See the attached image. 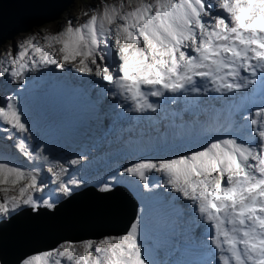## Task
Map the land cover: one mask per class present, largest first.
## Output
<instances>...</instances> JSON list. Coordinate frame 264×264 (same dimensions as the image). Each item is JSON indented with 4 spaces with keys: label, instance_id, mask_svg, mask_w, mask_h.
Returning a JSON list of instances; mask_svg holds the SVG:
<instances>
[{
    "label": "snow or ice",
    "instance_id": "1",
    "mask_svg": "<svg viewBox=\"0 0 264 264\" xmlns=\"http://www.w3.org/2000/svg\"><path fill=\"white\" fill-rule=\"evenodd\" d=\"M80 16L0 56V223L24 207L55 210L90 183L142 206L122 234L64 241L17 264H264V0H100ZM50 67L106 83L103 99L88 95L94 113L111 98L119 114L151 119L183 101L172 116L177 137L187 127L205 142L78 176L73 166L88 157L51 159L30 120L31 100L70 108L87 91L51 81L30 89V74ZM13 150L34 167L16 164ZM36 162L47 164L55 195L45 194ZM162 188L161 228L151 209ZM0 264L9 262L0 256Z\"/></svg>",
    "mask_w": 264,
    "mask_h": 264
},
{
    "label": "bare ground",
    "instance_id": "2",
    "mask_svg": "<svg viewBox=\"0 0 264 264\" xmlns=\"http://www.w3.org/2000/svg\"><path fill=\"white\" fill-rule=\"evenodd\" d=\"M99 3H100V0H90V1L73 0V2L69 6L63 9V11L58 16L54 17L53 19L43 21L40 24H34L30 27H27V29L18 31L11 38L5 40L0 45V56H3V51L7 49H10L13 53L16 52L17 49H16L15 41L16 39H19L20 41L23 42L27 38V37H24L23 35L25 31H28L34 27L41 26L38 29H39V32L43 34V27L46 25L48 26L53 25V28L58 26V28H60V26L64 25L66 21L69 19L75 20L77 17H80L82 21L84 18L80 16L81 10L88 9L90 7H95ZM72 9H75L76 13H73V12L70 13ZM36 78L38 79L39 82H44V81L67 82V83H74L77 87H80L82 84L83 88L87 89V91L84 92L80 96L79 105L83 108V111L76 112V117L78 119L77 123L71 125L69 129H67L62 135H59L55 138H52V135L54 133L51 135L50 139H47L46 136L40 135L41 138L47 142L50 148V151L56 150L58 152H61L60 154L62 156H59V158L68 159V157L72 153V148L74 147V141L83 142L82 145H83V148H85L84 155L86 156L91 155V159L89 162V164H91V163H94L95 160L100 161L105 150H107L109 153L112 154V152L115 151L114 144H118L122 141H129L130 143H132L133 141H137L139 139L140 140L139 143L142 145H145L147 139H149V141L151 142L154 141V139H156L157 141L156 147H158L160 144V138L156 134V131H158L160 136L164 139L165 144H169L170 142L174 140V137L171 133L172 128L178 132L180 131V129L173 126L171 122H172L173 113L181 112L182 109L186 107L183 101L179 102L177 105H171L169 103V106L166 111H161L159 114H153L151 119H149L148 117H144L140 114H136V113H130V114L124 113L122 115L119 114L120 109L113 110V105L115 102L112 101L111 98L105 99L102 112L94 113L89 108L88 95L91 94L94 100L98 98L103 99L104 89L107 87L105 82H100L96 80L95 78L79 77L75 73H69L68 75H64L63 73L59 71L55 72L54 67L44 69L40 73H37ZM34 83H36L35 79L31 78L30 80H28V87L30 89L34 88L35 87ZM16 87H17L16 85H10L8 88V92H11ZM3 94H7V93H3ZM20 94L22 97L26 95L25 93H22V92ZM151 99H153L154 101L157 100V98H151ZM205 99L207 98L205 97ZM31 102L32 104H30ZM37 102L39 103L41 102L42 104L41 109L46 110V111H49L52 105L51 103H46L42 100H31L29 102V111H30L31 121L35 119L34 118L35 115L30 105H36L34 107H37L38 106ZM160 102L163 103V101H160ZM215 106L217 109L221 108V104L219 102H215ZM50 115L51 113H49L48 115L47 122H50L49 121ZM65 116H66L65 114H62L61 116L59 115V117H65ZM166 116L167 118H165ZM225 116H226V113L221 115L222 121L224 120ZM184 119L188 120L190 119V117L185 115ZM55 121H57V119H55L53 122ZM180 123L181 121L179 119L175 121L176 125H179ZM52 125H54V123H52ZM185 129H187V127ZM185 129H184V134L182 137L183 140L181 141L182 144L187 143L191 139V136L187 133ZM53 130H54V127H53ZM80 131H83L84 133V134L82 133V136H80V133H81ZM164 132H167L166 139L162 135V133ZM70 137H72L73 142L70 144H66V141H67L66 139ZM83 137H86V139H83ZM64 141L66 145L63 143ZM197 144H200V143H197ZM194 147L193 149L196 148ZM76 149H77V152L82 150V148H79V147H76ZM146 152L147 151L138 150L136 153L129 154L128 157L133 159V157L136 154L142 155ZM15 161L27 162L23 157H20V156L18 158H15ZM41 164L43 165L45 169L47 164H44L43 162ZM117 165H126V164L120 163L116 159L113 160L112 162L107 161V160L99 162V166L102 168L101 171H104V172L111 170ZM77 172L79 175H83L85 178H90L91 175L94 174L92 171L86 168H83L82 170H79ZM40 179L42 181L49 182V174L46 172V169L40 173ZM88 187H93V185L90 183L85 188L78 190V192L81 190H86ZM158 192H159V199L152 203L151 210H152L153 217L159 222L162 228L169 209L165 202L166 190L162 188V189H159ZM45 194H50V191L45 190ZM38 195H41V194L39 193ZM116 195L122 196L125 198L126 196H128L129 199L133 201L135 204L133 208L134 212L132 213V209L129 206L126 199L124 198L123 200H121V205H122L121 210L122 211L119 217L122 220V222L123 221L125 222L124 227L125 229H127L129 222H130V221L129 222L126 221L127 218H129L133 214L135 215L140 210L142 206V202L135 195L129 196L124 193H119ZM89 200H90V196L85 195L82 197L81 202L85 203V202H88ZM67 201L62 200L60 203H65ZM181 204H184V202L181 201ZM100 205L103 206L102 204ZM24 208L29 209V207H24ZM43 209L44 208L41 207L39 210H43ZM116 209L112 208V211L120 212V209L118 208ZM51 211H54V210H51ZM147 211L148 209L145 206V212ZM123 212H126V213H123ZM36 213L37 212L32 211L30 214L31 218L27 221L28 225L23 224V226H27V227L21 228L20 225L17 226V235H18L17 238L19 240L17 241L18 245L15 248L14 254L11 258L12 264H15L18 256L24 252H27L25 254V256H27L33 253L43 252L48 249L55 248L57 245H59L60 243L64 241H80L84 239L98 240L104 235H119L125 232L124 230L121 233L119 232V233L105 234L106 230L108 229V227H110V225L109 224H99L96 221H90L89 217H87L88 219V221H86L87 224L86 223L81 224V226H85L87 227V229L80 228L79 230H74L71 228L72 224L70 223V221L75 219L76 216L72 215L69 212L68 214L64 213L61 215V217L64 216L67 220H64L60 217V220L57 223V225H54V227L57 230V234H54V228L51 226V224L47 221L42 220L40 218L41 216L37 215ZM78 213H80V215L85 216V214H82V212L80 211H78ZM58 215H60V213ZM32 218L39 219L37 221L39 223V226L33 224ZM3 227H6V222L0 223V229H2ZM36 228L44 229L39 239L38 237L40 234L38 232H35ZM89 234L91 235L99 234V235H97V237L82 238ZM51 237L54 239L52 240ZM58 237H61L62 239L57 242H54L55 239H57ZM42 240L51 242V245L48 246L46 249L41 250V248L39 247V243ZM5 252H6V248L4 244L0 243V256H3Z\"/></svg>",
    "mask_w": 264,
    "mask_h": 264
},
{
    "label": "water",
    "instance_id": "3",
    "mask_svg": "<svg viewBox=\"0 0 264 264\" xmlns=\"http://www.w3.org/2000/svg\"><path fill=\"white\" fill-rule=\"evenodd\" d=\"M72 2L73 0H0V45L5 40L11 38L18 31L27 29V27L34 24H40L43 21L53 19ZM85 195L90 196V200L83 203L81 200ZM124 198L125 197L117 196L116 194L105 196L97 192L94 187H88L86 190L77 191L73 198L69 199L65 203H60L54 211L44 208L43 210H39L36 214L41 216L40 218L42 220L51 224L54 228V234H57V230L54 225H57L62 214H68L69 212L76 216L75 219L70 221L72 224L71 228L74 230H79L80 228L87 229V227L81 226V224L86 223V221H88L87 217H89L90 221L110 225L105 234L121 233L126 230L124 227L125 222H122L119 217L122 211L121 200ZM125 199L131 207L133 213V208L135 206L134 202L131 201L128 196H126ZM112 208H118L120 209V212H113ZM78 211L85 214V216L80 215ZM31 212L32 210L30 208L21 209V211L15 214L11 220L6 221V227L0 229V243L4 244L6 248V252L3 256L9 264H12L11 258L18 245L17 241L19 239L17 238V226L20 225L21 228L27 227L23 226V224H27V221L31 218ZM59 213L60 215H58ZM133 215L127 218L126 221H131L134 217ZM61 218L67 220L64 216ZM38 220V218H32L33 224L39 226V223L37 222ZM43 230V228H36L35 232L40 234L38 239L41 237ZM97 235L99 234H89L82 238L97 237ZM51 239L53 240L54 238L51 237ZM61 239V237H58L54 242ZM50 245L51 242L45 240H42L39 243L41 250L46 249ZM26 253L27 252H24L19 255L15 264H17V262L22 259Z\"/></svg>",
    "mask_w": 264,
    "mask_h": 264
},
{
    "label": "rangeland",
    "instance_id": "4",
    "mask_svg": "<svg viewBox=\"0 0 264 264\" xmlns=\"http://www.w3.org/2000/svg\"><path fill=\"white\" fill-rule=\"evenodd\" d=\"M87 1H90V0H87ZM109 2H111V0H109ZM72 12L76 13L75 9H72V11L70 13H72ZM39 27H41V26L34 27L28 31H25L23 33L24 37L28 38L31 35L39 33L40 35L37 36V39L40 40L42 35L46 34L47 32H56L59 30L58 26L53 28V25H51V26L46 25L43 27V34H42L41 32H39V29H38ZM21 42L22 41H20L19 39H16L15 44H16L17 50H18V45ZM8 50H10V49L4 50L3 55ZM54 70H55V72L59 71V72L63 73L64 75L69 74V72H62L61 70H58L55 68H54ZM31 78H33V77L30 74L29 80ZM35 82L36 83L38 82V79L36 77H35ZM36 83H34V84L36 85ZM22 93H24V92H22ZM79 102H80V97L77 98L76 100H74V102L70 108L55 107L54 105H51V108L49 111L41 109V107H42L41 102L40 103L37 102V105H38L37 107H34L36 105H30L31 109L34 111V115H35L34 116L35 119L31 122L37 125V130L39 131L40 135L46 136L47 139H50L51 135L54 133L52 135V138H55L59 135H62L67 129H69V127L71 125L77 123L78 119L76 117V112L77 111H83V108L79 105ZM30 104H32V102ZM54 107H55L56 115L55 116L50 115V117H49L50 122H47L48 115H49V113H52ZM62 114H65L66 116L65 117H59V115L61 116ZM55 119H57V121L53 122ZM52 123H54V125H52ZM53 127H54V130H53ZM185 130L191 136V139L185 144L181 143L183 138H178L176 135L178 133V131L174 130L173 128L171 129V133L174 137V140L172 142H170L169 144H165L164 139L160 136L159 132L156 131V134L160 138V144L158 147H156V145H157L156 139H154V141H152V142L149 141V139H147L145 145L140 144L139 139L137 141H133L132 143H130L129 141H122L118 144H114L115 151H113L112 154L109 153L107 150H105L100 161L102 162V161L107 160V161L112 162L113 160L116 159L118 162L126 164L129 160H132L131 158L128 157V155L131 153H136L138 150L147 151V152L142 154V155L136 154L133 157V159H135L137 156L167 158V157H170L172 154L181 151V149H183V148L193 149L194 146L197 148L200 144H203L205 142L204 138H202L200 135L192 132L188 128ZM80 132H81L80 136H82L83 131H80ZM83 139H86V137H83ZM66 140H67L66 144H70L73 142L72 137L67 138ZM63 143L65 144V141ZM82 143L83 142H80V141H74V147L72 148V153L68 157V159L73 158L78 153H81V152H83V154L85 153V148H83ZM197 143H200V144H197ZM76 147L82 148V150L77 152ZM165 152H166V154H165ZM60 153L61 152H58L56 150H52V151H50V158L51 159H57V158H59V156H62ZM87 157H88V159H87V161L84 162L83 165L73 166L72 171L75 172L76 175H79L77 171L82 170L83 168L89 169L93 173H96L97 171L102 170V168L99 166L100 161L95 160L94 163L89 164L90 159H91V155H87ZM15 162H21V161H15ZM36 163L39 164L42 169H44L43 165L41 164L42 162H36ZM33 167H34L33 164L28 163V161L26 162L25 169L31 170ZM46 167H47V165H46ZM71 174H72V172L69 173V175H71ZM43 182L48 184V188L46 190L50 191V194L55 195V193L52 192L54 185L47 182V181H43ZM12 194H17V193H12ZM38 194L39 193H37V195Z\"/></svg>",
    "mask_w": 264,
    "mask_h": 264
},
{
    "label": "trees",
    "instance_id": "5",
    "mask_svg": "<svg viewBox=\"0 0 264 264\" xmlns=\"http://www.w3.org/2000/svg\"><path fill=\"white\" fill-rule=\"evenodd\" d=\"M19 157V155L18 154H15L14 152H13V156H12V159H13V161L15 162V158H18ZM16 164H18V165H20V166H22V167H24L25 168V166H26V162H15Z\"/></svg>",
    "mask_w": 264,
    "mask_h": 264
}]
</instances>
